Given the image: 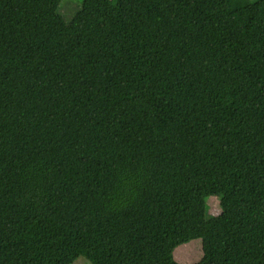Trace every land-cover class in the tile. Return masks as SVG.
Wrapping results in <instances>:
<instances>
[{
  "label": "trees",
  "instance_id": "1",
  "mask_svg": "<svg viewBox=\"0 0 264 264\" xmlns=\"http://www.w3.org/2000/svg\"><path fill=\"white\" fill-rule=\"evenodd\" d=\"M60 4L0 0V264H264V0Z\"/></svg>",
  "mask_w": 264,
  "mask_h": 264
},
{
  "label": "rangeland",
  "instance_id": "2",
  "mask_svg": "<svg viewBox=\"0 0 264 264\" xmlns=\"http://www.w3.org/2000/svg\"><path fill=\"white\" fill-rule=\"evenodd\" d=\"M233 2H256L259 0H232ZM83 0H61L60 13L66 20L70 21L81 8ZM208 217H216L221 213L218 197L212 196L207 199ZM175 260L180 264H194L203 257L202 240L196 239L177 247L173 253ZM72 264H92L88 259L80 256Z\"/></svg>",
  "mask_w": 264,
  "mask_h": 264
}]
</instances>
